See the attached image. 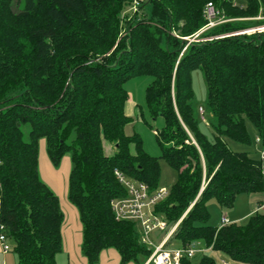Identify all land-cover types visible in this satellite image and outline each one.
Returning a JSON list of instances; mask_svg holds the SVG:
<instances>
[{"label":"trees","instance_id":"1","mask_svg":"<svg viewBox=\"0 0 264 264\" xmlns=\"http://www.w3.org/2000/svg\"><path fill=\"white\" fill-rule=\"evenodd\" d=\"M134 1L0 0V222L18 264H58L63 251L60 198L39 172L42 140L55 167L72 158L69 200L80 212L89 264L108 249L123 264L152 255L137 225L115 218L111 202L127 196L116 170L156 190L162 159L178 177L156 211L169 225L182 220L168 246L209 249L181 264H219L212 252L232 263L264 264V213L245 225L214 227L208 208L212 198L231 209L242 194L264 193L259 159L227 143L250 144V121L264 149V34L218 38L183 52V38L206 25L208 3L244 19L205 35L216 37L263 24L247 19L264 16V0H145L133 14ZM199 67L208 124L195 104L192 71ZM144 77L152 79L145 108L164 120L155 130L160 157L145 151L138 134H126V85ZM105 141L115 155L106 156Z\"/></svg>","mask_w":264,"mask_h":264},{"label":"built area","instance_id":"2","mask_svg":"<svg viewBox=\"0 0 264 264\" xmlns=\"http://www.w3.org/2000/svg\"><path fill=\"white\" fill-rule=\"evenodd\" d=\"M144 2L145 0H135L129 12H132L133 14L139 13V8ZM204 17L206 20V25L196 34L183 38V40L187 42L183 52H185L192 44L205 43L218 38L264 34L263 23L252 28L222 36L208 37L205 35L212 29L229 22L243 19H228V17L224 14V11L218 9V7L213 2H210L206 5ZM253 19L264 21V16L260 14L258 18ZM200 112L202 120L208 124L206 118L204 117V110L202 108L200 109ZM155 133L157 134V132ZM257 142L260 144L261 139L258 138ZM258 159L261 163L264 174L263 148H261L259 152ZM115 175L119 182L127 190V196L116 198L111 202L114 216L118 221L135 223L139 229L141 243L146 245L148 248L153 249L152 255L145 262V264H181L182 259L186 257L194 259L198 255H202L207 252V250H209L201 246L200 243H194L188 245L187 247L169 248L168 242L175 234L182 221L180 220L174 226H170L165 217L159 215L156 211L157 206L169 196V188L159 187L156 190H152L147 183L134 180L119 170H116ZM257 213H264V203L258 206L255 214ZM231 224H233V222H231L227 217H223L221 227ZM5 229V225L0 222V243L3 246L4 253H7L12 250V247L9 244V238L5 233ZM155 232H166L165 236L158 242V244L155 243L151 237V235Z\"/></svg>","mask_w":264,"mask_h":264},{"label":"rangeland","instance_id":"3","mask_svg":"<svg viewBox=\"0 0 264 264\" xmlns=\"http://www.w3.org/2000/svg\"><path fill=\"white\" fill-rule=\"evenodd\" d=\"M224 14L226 15L225 11ZM253 21H258V20L253 19ZM151 81L152 79L148 77L135 78L130 80L126 85V88L130 92V96H131L130 102L128 103L129 105L127 104L128 106L126 110H127V115L132 118V122L126 127V134L129 136L138 134L143 141L145 151L154 157H160L162 155V150L159 145V141L156 136L155 130H159L164 126V120L163 118H158L157 120L152 119L145 108L146 88L151 83ZM192 82L195 92L196 107L204 108L205 111L204 117L208 121V116H207L208 112H206V110H208V92H207V87H206L202 67L196 68L192 71ZM140 107H143L144 109V118L140 116V110H139ZM247 124H248L249 134L251 136L250 144H241L232 141L230 139H227V143L233 151L248 152L251 154L252 157L258 159L259 152L261 150V146L257 142L259 136L257 134V130L255 126L250 121H248ZM202 128L208 136L213 138V131L209 126H207L206 124H202ZM115 147L116 146L113 143L105 141L104 151L106 156L115 155L116 154ZM46 148L47 146L45 147L43 154L49 156ZM131 150L132 153L134 154L136 153L135 146H132ZM41 151H42V146H40V150H39V159L41 156ZM68 157L71 156L68 155ZM160 165H161V176H160L159 187H167L171 189V187L177 181L178 173L163 159L160 160ZM40 170L42 171V169L39 166V172ZM40 176L42 178L41 172H40ZM251 196H252L251 194L240 195L237 198L234 207L231 209L223 208L215 198L210 199L208 201V208L211 214L209 225L214 227L222 226V219L224 216L229 217L232 221L237 222L239 225L247 224L254 212L252 210ZM174 225L175 224L170 226H174ZM165 234L166 232H155L151 235V237L155 241V243L158 244V242L165 236ZM9 244L12 247L10 256L13 257V261L9 264H18V257L16 252L14 251L13 242L9 240ZM178 247L179 245L176 242L172 246H169V248H178ZM196 259L199 260L200 255ZM147 260L148 259H142L141 264H144ZM0 262L2 261L0 260Z\"/></svg>","mask_w":264,"mask_h":264},{"label":"crops","instance_id":"4","mask_svg":"<svg viewBox=\"0 0 264 264\" xmlns=\"http://www.w3.org/2000/svg\"><path fill=\"white\" fill-rule=\"evenodd\" d=\"M129 102L130 100L128 101V103ZM40 146H42V151L39 159V166L42 169V171L40 170L42 174V180L60 198L61 208L65 215V221L62 228L63 251L62 253L58 254L57 263L58 264H89L88 259L83 255L82 252L84 232L80 218V212L73 204H71L69 200V177L73 168L72 158L66 156L62 160L60 166L55 167L52 161L50 160L49 156L43 154V151L47 146L46 141L42 140L40 142ZM251 195H252L251 196L252 210L254 211L253 212L254 215L258 209V206L264 203V193L251 194ZM227 218L231 222L237 223L232 221L229 217ZM10 253L11 251L4 253L3 246L0 243V260L2 261L0 262V264H9L13 261V257L10 256ZM211 255L216 259V261L219 264H238L228 261L226 257L220 253L212 252ZM97 264H123L122 256L116 249L104 250L100 254L99 261ZM127 264H137V263L131 262Z\"/></svg>","mask_w":264,"mask_h":264}]
</instances>
